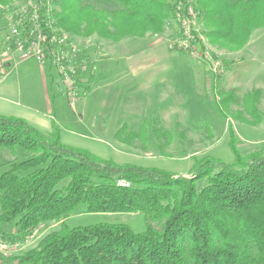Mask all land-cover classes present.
Here are the masks:
<instances>
[{"label":"trees","instance_id":"obj_1","mask_svg":"<svg viewBox=\"0 0 264 264\" xmlns=\"http://www.w3.org/2000/svg\"><path fill=\"white\" fill-rule=\"evenodd\" d=\"M193 1L207 38L219 48L240 50L252 31L264 29V0ZM108 2L117 9L60 0L58 26L117 43L162 33L176 10L169 0ZM45 79L53 107L52 78L47 73ZM144 127L129 132L123 125L114 138L128 147L137 138L145 143ZM0 150L13 157L0 165V238L24 243L43 224H60L20 264H264V149L242 156L231 147L234 164L205 157L193 160L191 174L183 176L119 165L64 145L54 120L49 132H41L24 119L0 115ZM119 181L130 186L119 187ZM77 214H141L146 229L136 235L123 224L64 223Z\"/></svg>","mask_w":264,"mask_h":264},{"label":"rangeland","instance_id":"obj_2","mask_svg":"<svg viewBox=\"0 0 264 264\" xmlns=\"http://www.w3.org/2000/svg\"><path fill=\"white\" fill-rule=\"evenodd\" d=\"M15 1L5 0V4H0L5 7ZM169 1L172 6L176 2ZM187 1L193 8L194 26L184 30L175 19L174 10L163 32L156 34L167 33L168 42L152 49L151 59H146V63L164 69L172 66L178 73H158L159 83L146 93L135 92L134 88L116 82L121 74L109 72L113 61L112 56L107 55L111 53V41L65 32L55 18L56 27L67 33L80 50L78 61L72 65L76 72L74 85L68 86L55 69H50L49 73L35 60L22 61L13 70V76L21 85L19 104L22 109L32 116H43L52 108L43 101L42 68L44 77L48 73L52 78L51 94L57 97L52 117L61 130L62 143L86 150L100 159L189 176L193 160L209 157L232 165L231 147L242 156L263 150L264 29L252 31L249 41L240 50L219 48L207 38L202 12L193 0ZM59 2L56 3V14L60 12ZM83 4L107 12L117 9L108 0H83ZM136 51L142 52L141 49ZM83 59L92 65L80 71L76 66ZM103 59L109 63L101 69ZM123 59L130 62L129 58ZM10 65H3L0 73L3 74ZM257 91L260 95H253ZM247 95H253L254 100L246 103ZM225 96L232 97L224 101ZM123 125L129 132H137L145 126V143L140 138L134 139L130 147L117 142L115 133ZM155 131L169 136L157 138L153 134ZM11 161L13 157L0 150V165ZM64 223L70 228L101 223L123 224L136 235L146 229L141 214H77L68 217ZM59 227L60 224L45 223L26 242L11 244V252L0 255V264H20V257L35 249L45 236L58 231Z\"/></svg>","mask_w":264,"mask_h":264},{"label":"built area","instance_id":"obj_3","mask_svg":"<svg viewBox=\"0 0 264 264\" xmlns=\"http://www.w3.org/2000/svg\"><path fill=\"white\" fill-rule=\"evenodd\" d=\"M57 1L17 0L5 7L0 4V68L32 59L49 73L50 69L59 72L68 86L74 85L76 72L72 65L78 61L80 50L67 33L56 27ZM175 12V19L184 30L194 26V12L188 1L179 4ZM91 65L83 59L76 68L84 71ZM117 184L130 186L125 181ZM11 250L12 245L0 238V255H8Z\"/></svg>","mask_w":264,"mask_h":264},{"label":"crops","instance_id":"obj_4","mask_svg":"<svg viewBox=\"0 0 264 264\" xmlns=\"http://www.w3.org/2000/svg\"><path fill=\"white\" fill-rule=\"evenodd\" d=\"M168 31V30H167ZM163 33L161 35L146 34L142 38L131 39L125 38L117 43L109 42L111 53L107 55L112 56V63L110 64V73H120L116 82L122 83V85L134 88L136 91L149 92L152 90V86L159 83V74L178 73L176 68L170 66L165 69L160 65H152L146 63V59H151V51L156 47L165 46V43L169 40V35ZM105 42V40H102ZM141 49L142 52L136 51ZM123 55H126L123 57ZM154 56V52H153ZM129 58V61H123V58ZM136 57V58H134ZM100 62V68L102 69L108 61ZM24 62V61H23ZM23 62L11 63L9 69L3 74L0 73V115L6 117H17L26 120L29 124L39 129L41 132H49L51 129V122L53 120V113L55 109L51 108V101L47 91L46 79L44 77L43 69L41 68L42 78L40 86L43 91V101L47 106H50V111L47 110L43 116H32L30 113H26L25 109H22V105L19 104L21 99V85L20 81L15 78L13 70L19 67ZM136 62V63H135ZM142 62V63H141ZM108 72V73H109ZM154 73V75H153ZM157 74V75H155ZM134 92V91H132ZM49 104V105H48ZM20 105V106H19ZM21 109V110H20Z\"/></svg>","mask_w":264,"mask_h":264}]
</instances>
